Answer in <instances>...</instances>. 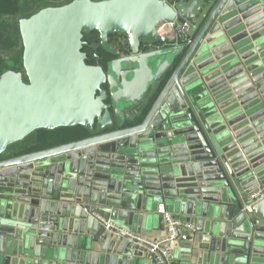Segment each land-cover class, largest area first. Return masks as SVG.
Instances as JSON below:
<instances>
[{
    "label": "water",
    "instance_id": "obj_1",
    "mask_svg": "<svg viewBox=\"0 0 264 264\" xmlns=\"http://www.w3.org/2000/svg\"><path fill=\"white\" fill-rule=\"evenodd\" d=\"M187 3L71 0L18 21L0 156L39 130L79 131L0 159V264H141L99 219L143 235L159 204L194 223L183 264H264V200L246 210L264 188V0ZM174 20L191 42L159 48Z\"/></svg>",
    "mask_w": 264,
    "mask_h": 264
},
{
    "label": "trees",
    "instance_id": "obj_2",
    "mask_svg": "<svg viewBox=\"0 0 264 264\" xmlns=\"http://www.w3.org/2000/svg\"><path fill=\"white\" fill-rule=\"evenodd\" d=\"M10 4L11 13L0 15V75L6 71L19 72L22 71V44L19 34L18 21L23 18H29L39 10L46 7H55L49 5L47 0H7ZM71 1V0H70ZM68 0L67 3L70 2ZM171 3V0H169ZM65 3V4H67ZM59 4L57 6H62ZM121 36H110V42L113 44H120L118 39ZM82 40L88 44L87 47L82 49L88 56L87 64L93 63V50L90 45L98 41V34L92 32L84 35ZM4 53L12 54L11 58H6ZM98 57L106 63L109 59L107 55L101 50L97 52ZM79 131L78 128H64L54 131L39 130L30 136H38L35 144L26 145L25 140L15 143L7 148L5 153L0 156L1 158L15 157L22 155L46 146H55L64 142L73 140ZM29 136V137H30Z\"/></svg>",
    "mask_w": 264,
    "mask_h": 264
},
{
    "label": "built area",
    "instance_id": "obj_3",
    "mask_svg": "<svg viewBox=\"0 0 264 264\" xmlns=\"http://www.w3.org/2000/svg\"><path fill=\"white\" fill-rule=\"evenodd\" d=\"M176 8V3L172 4ZM161 46H178L188 44L192 40L193 26L189 23L180 24L176 20L159 24L156 27ZM264 200V188L252 193L248 197L247 212H251V206L258 201ZM156 214L160 215L165 223V235L157 239L146 238L143 235L132 233L129 230L116 226L109 220L99 219L105 228L107 235L121 239H127L135 249L142 251L152 264H174L173 250L178 244L183 231L192 232L194 226L174 213L169 212L166 207L159 204Z\"/></svg>",
    "mask_w": 264,
    "mask_h": 264
},
{
    "label": "crops",
    "instance_id": "obj_4",
    "mask_svg": "<svg viewBox=\"0 0 264 264\" xmlns=\"http://www.w3.org/2000/svg\"><path fill=\"white\" fill-rule=\"evenodd\" d=\"M95 1H99V0H95ZM171 3L175 4L176 3V7L178 9H184L185 7H187L188 3H187V0H171ZM194 33V32H193ZM164 47H172V45H167V46H164ZM38 136L39 135H34V136H30L28 137L26 140H25V143L26 145H32V144H35L36 142V138L38 139ZM163 205V204H162ZM156 214V213H155ZM156 216H160V215H157ZM178 216V215H177ZM180 218L184 219L185 221L189 222V223H192L193 226H194V223L192 222V220L186 218V217H183V216H179ZM154 228H151L150 231L148 233H145L143 234L146 238H150V239H157V238H160V237H163L165 235V223L163 221V223L161 225H157L156 221L154 223ZM127 230H129L130 232L132 233H137V234H141L140 232H137L135 230V228H125ZM189 231H183L182 232V235L181 237L185 236L186 234H188ZM142 235V234H141ZM180 237V238H181ZM182 243L181 239L180 241H178V244L176 245V247L174 248L173 250V256H174V264H183V258H184V254H183V248L182 246L180 245ZM141 264H152L150 262V260L146 257L145 254H143V257H142V260H141Z\"/></svg>",
    "mask_w": 264,
    "mask_h": 264
},
{
    "label": "rangeland",
    "instance_id": "obj_5",
    "mask_svg": "<svg viewBox=\"0 0 264 264\" xmlns=\"http://www.w3.org/2000/svg\"><path fill=\"white\" fill-rule=\"evenodd\" d=\"M47 1L49 5L55 6V7L59 4H65L68 2V0H47ZM9 13H11L9 2L7 0H0V15H5ZM164 48H170V47H164ZM4 56L6 58H11L12 54L4 53ZM19 72H21V69H19Z\"/></svg>",
    "mask_w": 264,
    "mask_h": 264
},
{
    "label": "flooded vegetation",
    "instance_id": "obj_6",
    "mask_svg": "<svg viewBox=\"0 0 264 264\" xmlns=\"http://www.w3.org/2000/svg\"><path fill=\"white\" fill-rule=\"evenodd\" d=\"M124 39L121 37L118 39V42L121 43ZM118 46V44H116ZM159 48H164V46L158 45ZM173 47V46H172Z\"/></svg>",
    "mask_w": 264,
    "mask_h": 264
}]
</instances>
